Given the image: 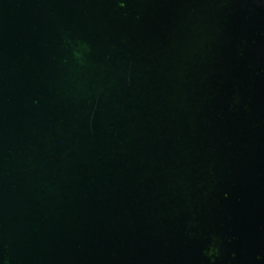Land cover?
I'll return each instance as SVG.
<instances>
[{
  "label": "water",
  "instance_id": "obj_1",
  "mask_svg": "<svg viewBox=\"0 0 264 264\" xmlns=\"http://www.w3.org/2000/svg\"><path fill=\"white\" fill-rule=\"evenodd\" d=\"M0 264H264V0H0Z\"/></svg>",
  "mask_w": 264,
  "mask_h": 264
}]
</instances>
